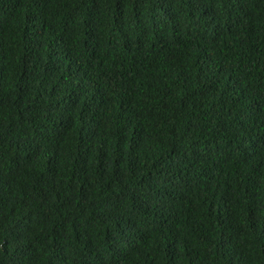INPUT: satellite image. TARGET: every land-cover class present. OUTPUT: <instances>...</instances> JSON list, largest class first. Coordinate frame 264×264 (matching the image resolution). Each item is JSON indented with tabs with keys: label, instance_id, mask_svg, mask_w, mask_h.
<instances>
[{
	"label": "trees",
	"instance_id": "obj_1",
	"mask_svg": "<svg viewBox=\"0 0 264 264\" xmlns=\"http://www.w3.org/2000/svg\"><path fill=\"white\" fill-rule=\"evenodd\" d=\"M0 264H264V0H0Z\"/></svg>",
	"mask_w": 264,
	"mask_h": 264
}]
</instances>
